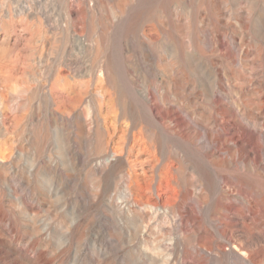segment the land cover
<instances>
[{"label": "rangeland", "instance_id": "rangeland-1", "mask_svg": "<svg viewBox=\"0 0 264 264\" xmlns=\"http://www.w3.org/2000/svg\"><path fill=\"white\" fill-rule=\"evenodd\" d=\"M0 264H264V0H0Z\"/></svg>", "mask_w": 264, "mask_h": 264}, {"label": "bare ground", "instance_id": "bare-ground-1", "mask_svg": "<svg viewBox=\"0 0 264 264\" xmlns=\"http://www.w3.org/2000/svg\"><path fill=\"white\" fill-rule=\"evenodd\" d=\"M112 129V128H111ZM113 131V130H112ZM114 135V134H113ZM74 137H75V135H74ZM120 138H122V140L124 141V142H126V140L123 138V136H121ZM116 141V140H115ZM133 142V141H132ZM76 146V145H75ZM146 146V145H145ZM132 147H134V146H132ZM136 147V146H135ZM118 151V149L117 150H115V153ZM76 155V154H75ZM142 156V155H141ZM77 157V156H76ZM131 157V156H130ZM128 170V169H127ZM140 170V169H139ZM166 170V169H165ZM143 172V171H142ZM128 173V172H127ZM150 173V172H149ZM141 176V175H140ZM131 178H133L132 180H134V182H136V183H140L139 181H138V179L136 178V176H133L132 177V175H131ZM158 181V180H157ZM130 187V186H129ZM126 193V192H125Z\"/></svg>", "mask_w": 264, "mask_h": 264}]
</instances>
